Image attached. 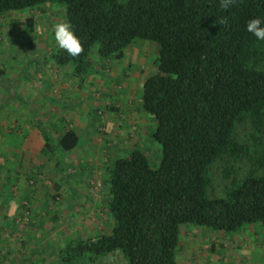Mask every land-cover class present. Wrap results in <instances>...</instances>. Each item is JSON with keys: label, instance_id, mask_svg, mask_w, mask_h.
I'll use <instances>...</instances> for the list:
<instances>
[{"label": "trees", "instance_id": "1", "mask_svg": "<svg viewBox=\"0 0 264 264\" xmlns=\"http://www.w3.org/2000/svg\"><path fill=\"white\" fill-rule=\"evenodd\" d=\"M47 4L66 6V22L84 47L72 57L58 46L51 65L74 67L81 81L95 68L93 55L122 60L138 39L159 44L157 72L144 83L142 108L157 122L152 138L162 146L160 164L154 167L141 147L116 158L109 166L111 232L70 242L59 264L95 262L116 251L129 264H179L185 225L232 235L245 225L264 226V41L246 31L250 19L264 17V0H235L228 9L221 0H0V16ZM27 23L35 32L34 18ZM6 122L0 118L3 139L21 129L20 120L15 127ZM37 128L40 153L53 157L80 146L69 125L56 128L57 142L42 123ZM0 199L5 207L17 202L5 188ZM22 200L20 214L30 222L31 199ZM4 219L17 222L7 213ZM9 231L1 224L0 264L14 252L1 249ZM18 251L15 264L37 253Z\"/></svg>", "mask_w": 264, "mask_h": 264}, {"label": "rangeland", "instance_id": "2", "mask_svg": "<svg viewBox=\"0 0 264 264\" xmlns=\"http://www.w3.org/2000/svg\"><path fill=\"white\" fill-rule=\"evenodd\" d=\"M30 17L35 32L29 30ZM66 19L64 4L0 16V69L7 71L0 73V106L9 101L0 118L11 127L20 120L21 128L8 139L0 135V190L17 198L0 206L1 224L10 229L1 249L14 250L10 259L20 258V248L27 257L36 251L30 258L39 264L55 259L74 240L111 232L109 166L116 158L141 147L154 167L162 159V146L152 138L157 122L142 108L144 83L157 72L159 44L138 39L122 60L106 62L93 55L97 66L81 81L74 67L59 70L51 65L58 48L54 26ZM23 113L28 117L21 121ZM39 122L55 142L56 128L76 129L80 146L53 157L40 153ZM25 198L32 203L30 222L20 214ZM5 213L17 222L5 220ZM178 255L179 264H264V226L245 225L232 235L185 225ZM105 263L129 264V259L116 251Z\"/></svg>", "mask_w": 264, "mask_h": 264}, {"label": "clouds", "instance_id": "3", "mask_svg": "<svg viewBox=\"0 0 264 264\" xmlns=\"http://www.w3.org/2000/svg\"><path fill=\"white\" fill-rule=\"evenodd\" d=\"M235 0H221V7L230 8ZM246 31L252 34L258 41H264V17L250 19L246 25ZM54 39L60 49L65 50L70 56L78 57L84 52V47L74 31L71 22H62L54 26Z\"/></svg>", "mask_w": 264, "mask_h": 264}, {"label": "crops", "instance_id": "4", "mask_svg": "<svg viewBox=\"0 0 264 264\" xmlns=\"http://www.w3.org/2000/svg\"><path fill=\"white\" fill-rule=\"evenodd\" d=\"M78 132V131H77ZM79 135H80V133H79ZM40 144V143H39ZM60 257V255H58L57 257H55V259H49V260H44V259H42L41 261H45V263L44 264H59V258ZM108 257L109 256H106V257H104V258H102V260L100 261H95V262H91V261H82V260H79V261H77L75 264H106L105 262H106V260H108ZM50 258H52V257H50ZM10 258H8L6 261H5V264H15V262L14 261H12L13 260V258H11L10 260H9ZM9 260V261H8ZM1 262H3V261H1V258H0V263ZM23 262H20V263H17V264H22ZM33 263H37V264H39L40 262H39V260H37V261H34V259L32 258V259H29V261L27 262V263H25L24 262V264H33ZM62 264V263H61ZM63 264H65V263H63Z\"/></svg>", "mask_w": 264, "mask_h": 264}]
</instances>
